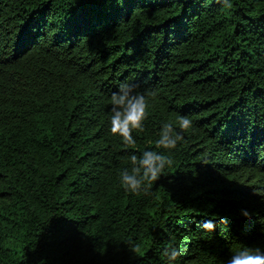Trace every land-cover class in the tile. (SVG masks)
<instances>
[{
  "label": "trees",
  "instance_id": "16d2710c",
  "mask_svg": "<svg viewBox=\"0 0 264 264\" xmlns=\"http://www.w3.org/2000/svg\"><path fill=\"white\" fill-rule=\"evenodd\" d=\"M121 82L147 99L135 145L109 131ZM149 148L172 164L130 193L119 174ZM258 218L264 0H0V264H166L171 243L224 264L264 250Z\"/></svg>",
  "mask_w": 264,
  "mask_h": 264
},
{
  "label": "clouds",
  "instance_id": "9594fccd",
  "mask_svg": "<svg viewBox=\"0 0 264 264\" xmlns=\"http://www.w3.org/2000/svg\"><path fill=\"white\" fill-rule=\"evenodd\" d=\"M135 87L132 83L121 82L110 95L109 131L119 136L127 145H135L132 133L144 127L146 118V96L135 91ZM192 127L193 120L187 114L177 115L174 123H163L155 141L156 148L174 149L183 140V133ZM128 158L131 167L120 172L119 182L126 191L133 194L145 190L147 182L158 180L163 170L172 164V160L164 152L151 148L144 150L139 156L134 152L130 153ZM241 215L248 217L250 213L247 209H241ZM258 222L264 223V218H258ZM200 228L206 232H214L216 221L204 219ZM181 254V247L175 243L163 249L166 264H178ZM224 264H264V250L248 246L238 248Z\"/></svg>",
  "mask_w": 264,
  "mask_h": 264
}]
</instances>
